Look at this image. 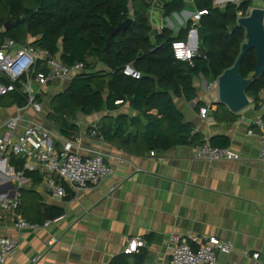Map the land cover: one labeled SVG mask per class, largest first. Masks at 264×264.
Returning <instances> with one entry per match:
<instances>
[{"label":"crops","instance_id":"1","mask_svg":"<svg viewBox=\"0 0 264 264\" xmlns=\"http://www.w3.org/2000/svg\"><path fill=\"white\" fill-rule=\"evenodd\" d=\"M169 1L151 0L145 12L152 44L158 38L165 40L182 32L185 38L193 15L199 11L194 0H184L182 10L168 15L165 5ZM98 63V68L104 67ZM72 79L50 82L41 98L43 111L28 109L26 119L48 128L57 149L73 141L84 156L104 154L114 173L97 187L73 190L66 184L70 198H60L44 192L41 170L38 171L42 180L35 182L24 175L23 169L15 170L7 157L0 164V200L20 197L23 190L35 191L39 197L27 195L24 201L27 207H38L39 201L43 206L55 205L64 211L47 220L48 226L45 221L38 223V228L20 230L15 220L21 213L0 209V234L19 239L16 253L6 264H111L124 253L127 241L138 235L147 243L140 249L145 250L142 264H170L168 245L174 232L233 241V252L219 255L218 264H250L246 251L264 253V162L259 159L261 132L254 126V120L262 117L263 108L256 109L251 104L235 113L239 115L236 122H220L214 118L213 110L223 104H215L217 99L212 93L197 88L198 98L187 101L172 92L177 108L201 132L205 142L213 139L214 145L222 146L228 140L226 147L234 157L215 161L199 158L198 145H175L137 153L106 140L101 130L104 118L118 113L139 116L146 123L143 113L128 103L116 111L105 109L88 118L78 113L74 123L79 131L69 137L46 119L51 100ZM199 100L204 106L197 111ZM16 105H0V132L7 119L17 112ZM93 125L98 126L102 137L90 135ZM249 129H253V134L248 133ZM25 219L28 221L26 216ZM34 257H38L36 262L32 261ZM125 258L128 264H136L135 253ZM126 261L116 260L115 264H127Z\"/></svg>","mask_w":264,"mask_h":264},{"label":"trees","instance_id":"2","mask_svg":"<svg viewBox=\"0 0 264 264\" xmlns=\"http://www.w3.org/2000/svg\"><path fill=\"white\" fill-rule=\"evenodd\" d=\"M150 1L0 0V28L11 15L25 16L24 21L11 30H0V44L6 38H12L18 43L28 42L43 49L68 65L79 60L85 62V70L75 75L68 87L53 97L45 115L64 136L69 137L79 131L74 123L78 113L92 115L105 109L116 111L128 103L132 109L143 113L146 123L136 115H109L104 118L101 127L106 140L137 153L205 142L194 124L185 120L171 93L183 96L187 101L194 100L198 98L195 78H218L234 65L245 41L246 30L232 26L237 23L240 12L243 16L248 13L252 1H231L221 8L215 0H194L197 9L202 11L200 25L204 29V39L200 41L199 53L192 63L176 59L173 53L172 42L182 39L183 32L177 37L167 36L165 40L158 38L155 44L150 42L151 26L145 16L151 6ZM184 5V0H171L165 5V13L169 15L180 11ZM129 16L133 18L134 31L118 32L113 44L103 51L111 26ZM90 57L96 58L104 67H96L89 62ZM256 61L255 51H249L240 69L244 77L251 76ZM127 64H132L142 76L133 78L124 74ZM263 88L264 74L247 88V95L253 98L256 109L263 108ZM26 103V96L21 91L0 95L2 106ZM203 106V101L199 100L195 109L199 111ZM153 110L156 112L153 113ZM213 113L220 122L234 123L239 118L224 105H218ZM262 118L264 120V112ZM130 126L133 130L129 129ZM225 141L218 147H226L229 141ZM210 143L217 146L213 139ZM9 159L15 170L24 168L23 157L10 154ZM23 171L25 176L41 182L43 176L38 170ZM27 195L31 198H38L39 195L35 191L21 192L17 211L26 216L28 222L33 220L42 224L63 214L62 207L43 206L39 201L38 207H27L24 202ZM135 255L136 264H142L145 250ZM126 256L119 254L111 264H115L116 260L126 261Z\"/></svg>","mask_w":264,"mask_h":264},{"label":"built area","instance_id":"3","mask_svg":"<svg viewBox=\"0 0 264 264\" xmlns=\"http://www.w3.org/2000/svg\"><path fill=\"white\" fill-rule=\"evenodd\" d=\"M201 14L202 11H197L193 15V24L185 38L172 42L176 59L192 63V59L199 53ZM84 69V61L65 64L57 56L28 42L18 43L12 38H6L0 44V95L21 91L27 99L25 105H16L17 112L7 119L0 132V164L7 161L10 154L23 157V169L41 170L44 175V192L60 198L68 196L66 184L73 190L97 187L114 173V168L102 153L82 155L79 146L73 141H67L61 149H57L52 132L39 122L27 120L25 112L31 109L41 113V98L50 82L70 79ZM123 72L133 78L142 76L132 64H127ZM261 97L264 99V88ZM254 126L261 132L259 159L264 162L263 118L255 119ZM248 133L253 134V129H249ZM90 135L102 137L97 125L90 128ZM196 154L199 158L211 161L234 157L228 147L213 146L209 141L196 146ZM19 203L17 196L3 199L0 200V209L16 214ZM49 224L50 221H46L45 226ZM15 226L20 230L40 227L38 223L28 222L21 214L16 215ZM146 246L142 236H133L127 241L124 253H136ZM18 247L19 239L0 234V264H6ZM234 248L231 240L174 232L169 237L168 258L170 264H218L219 255H229ZM245 256L251 261L250 264H264V253L259 250L246 251ZM37 260L38 257L32 259L33 262Z\"/></svg>","mask_w":264,"mask_h":264},{"label":"water","instance_id":"4","mask_svg":"<svg viewBox=\"0 0 264 264\" xmlns=\"http://www.w3.org/2000/svg\"><path fill=\"white\" fill-rule=\"evenodd\" d=\"M24 19L25 16L11 15L3 24L4 31L11 30ZM132 22L133 18L129 16L117 25H112L103 51L108 50L113 44L118 32L129 30L132 33L134 31ZM236 26L246 30V38L234 65L218 76V99L215 101V104L226 105L232 113H239L252 104V100L246 92L247 88L264 74V8L253 7L245 16H239L237 23L232 28ZM199 32L200 41L203 42L204 29L202 26H200ZM251 50L256 53V67L251 76L244 77L240 71L241 64Z\"/></svg>","mask_w":264,"mask_h":264},{"label":"rangeland","instance_id":"5","mask_svg":"<svg viewBox=\"0 0 264 264\" xmlns=\"http://www.w3.org/2000/svg\"><path fill=\"white\" fill-rule=\"evenodd\" d=\"M227 1L231 2V0H222L219 2H216V0H215V2L219 3V5L222 8L225 7ZM232 1H236V3H239L240 0H232ZM251 1H252V4L249 7L248 12H250L253 7L264 8V0H251ZM239 16H243L241 12L239 13ZM1 29L2 28H0V30ZM89 62L94 63L96 65V67L99 64L97 62L96 58H94V57H92V58L90 57ZM195 82L197 83V88L200 89V91L205 92V93H207V92L212 93L214 99L215 100L218 99V78L211 76L208 79H206L203 76H199V77L195 78ZM251 100H252V106H254L253 98H251ZM89 116H91V115H84L85 118H88Z\"/></svg>","mask_w":264,"mask_h":264}]
</instances>
